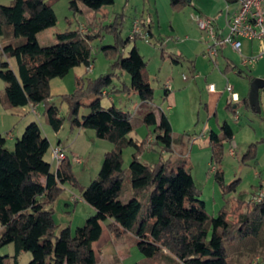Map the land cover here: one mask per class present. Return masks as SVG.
Here are the masks:
<instances>
[{
    "label": "trees",
    "instance_id": "trees-1",
    "mask_svg": "<svg viewBox=\"0 0 264 264\" xmlns=\"http://www.w3.org/2000/svg\"><path fill=\"white\" fill-rule=\"evenodd\" d=\"M114 1L69 0V7L76 14L82 12L80 4L98 11ZM185 2L188 0H170L175 9ZM124 20V14L118 15L108 27L115 41L101 49L114 59L115 68L130 75L127 89L135 91L142 101L143 114L138 121L114 103L108 107L102 103L107 89L114 86L115 73L94 79L77 76L73 91L59 96L61 105L51 100L53 79L65 77L75 67L92 65L91 42L99 36V29L91 27L84 33L80 28L57 31L56 42L42 46L38 34L57 25L51 1L12 0L9 5H0L1 49L5 57L0 61V79L6 84L4 95L0 93V104L14 110L44 103L45 121L54 131L59 132L67 121L71 129H93L97 138L112 144L96 178L83 186L73 174L69 157L56 168L46 159L51 142L38 121L26 125L13 148L7 147V137L0 134V249L14 245V264L25 252L32 253L28 264H98L94 243L103 233V222L112 219L107 228L113 238L133 234L145 256L144 264H230L228 245L238 239L251 240V261L260 257L264 253V197L253 201L242 194L217 216L207 213L202 191L187 168L193 137L175 134L165 110L153 105L154 89L147 77V61L135 44L138 38L122 37ZM148 32L151 38V30ZM132 40L134 44L125 56L124 50ZM11 58L16 60L17 71L11 67ZM173 61L178 63L179 57H173ZM235 69L237 64L228 61L225 71ZM238 73L243 75L244 71L239 69ZM248 77L250 82L255 79ZM125 89L114 88L112 92ZM169 92L166 87L165 99ZM64 103L66 114H61ZM240 105L257 113L248 97L228 104L226 109L235 112ZM142 125L151 128L144 139L138 141L129 136ZM220 128V134L210 131L208 138L214 177L226 194L236 183L226 185L222 169L224 151L233 141L234 131L227 120ZM150 137L154 149L160 148L155 163L141 159L142 152L150 149ZM129 146L137 151L128 167L131 196L125 202L123 149ZM173 152H177V157H173ZM242 160L258 162L255 144L247 148ZM68 182L79 187L82 200L95 210L74 231L70 225L60 228L54 218V206ZM7 257L0 252V264H7Z\"/></svg>",
    "mask_w": 264,
    "mask_h": 264
},
{
    "label": "rangeland",
    "instance_id": "rangeland-1",
    "mask_svg": "<svg viewBox=\"0 0 264 264\" xmlns=\"http://www.w3.org/2000/svg\"><path fill=\"white\" fill-rule=\"evenodd\" d=\"M49 1L54 4L57 25L55 28L47 29L50 31H42L38 36L39 43L42 46L54 44L57 31L63 32L80 28L84 33L91 27L99 29V36L91 42L94 58L91 70L82 65L75 67L74 71L67 76L73 79L75 88L77 76L74 78L73 72H80L81 75L78 74V76L93 79L115 73L114 86L107 89L108 92L104 94L102 103L106 107L114 103L123 110L131 112L136 117L135 121H138V118L143 114V108L139 95L135 91L127 89L131 85V77L127 72L115 68L113 66L114 59L104 53L101 47L114 43L115 35L108 31V27L115 22L118 15H125L121 28L124 39L130 35L131 18L135 15H142L147 23L150 22L153 33L151 40L147 42L143 38H138L135 42L147 61V77L154 89L153 105L165 110L175 134L187 133L193 137L187 152V168L192 174L196 186L202 191L201 199L205 201L207 213L210 216H217L222 208L228 206V203L231 205L232 201L234 202L242 194H245L248 200L255 201L260 189L264 188V89L260 90L261 112L256 113L253 110H248L244 105H240L235 112L227 110L226 99L229 92L225 88L229 85L241 98L246 96L251 85L248 75L264 77V57L250 68L245 69L243 75H239L236 70L225 71L227 58L238 65L242 62V56L237 51L228 48L222 54L220 53L215 62L209 60L205 56L206 53L204 55L207 47L205 44V40L208 39L207 33L198 27L193 16L196 14L213 16L214 14H210L208 10L214 7L218 0H188L177 9L172 7L169 2L170 15L167 7L160 0L164 9V12H160V16L156 12L155 0H115L114 4L104 6L98 11L90 10L83 5L85 11L76 14L69 7V0ZM203 12L204 14H202ZM226 13L227 11L219 20L220 25L225 24ZM133 44L134 40L130 41L129 46L124 50L125 56L128 55ZM253 45L252 52L243 47L245 55L255 56L257 54V42H254ZM177 56L180 58L178 63L173 61V57ZM10 64L17 71L15 58L10 59ZM210 83L216 84L218 91L216 94L208 92L207 87ZM5 86V82L0 79L1 96L4 95ZM166 87L170 88V92L165 99ZM74 88H71L70 91H73ZM114 88L126 89L112 92ZM54 101L56 105H61L59 96L55 97ZM4 107L1 103L0 110H4ZM66 110L67 104L64 103L61 106V114H66ZM35 120L40 123L43 134L49 136L51 142V149L46 159L56 168L51 150L58 139H61L69 148V152L66 153L72 163L73 174L81 185L88 186L96 178L101 168L105 149L112 147V144L97 138L93 129H83L94 134L92 138H89L86 133H82L83 135L74 141V137L81 131L71 129L66 121L60 132L57 133L46 123L42 113L41 117L35 118ZM224 120L231 124L235 132L233 141L226 145L222 162L225 184L229 186L236 182L235 187L229 188L230 190L226 194L214 177L215 166L211 159L209 133H207L213 129L221 133L220 124ZM143 127L148 129V132L151 129L142 125L132 133V136L138 137L136 139L138 141L147 136L141 135ZM4 134L6 135V133ZM151 138H148L147 145L150 150H153L143 151L142 153L146 154L141 159L148 163H155L159 160L160 148L154 149L152 140L150 141ZM10 141H7V147H12ZM252 144L257 147L259 161L257 163L253 160L244 162L243 155ZM234 145L235 154L233 155L230 148ZM136 151V147L133 146L123 149V167L127 175L124 181L125 192L122 197L125 202L131 196L128 167L133 153ZM172 154L174 158L178 155L177 152ZM75 155L81 158L80 163L75 161ZM165 156L168 157L169 153H166ZM64 187L63 193L54 206V218L60 228L72 225L71 229L74 231L78 226L83 225V220L86 221L91 215L90 213L95 210L84 201H79V187H73L69 182L65 183ZM64 199L69 202V207L65 205ZM1 227L0 224V229ZM262 235H264V231ZM250 241V239L245 241L238 239L228 245L230 264H264V253L251 261ZM94 249L98 264H144L143 262L146 260L139 250L133 234L125 233L114 239L106 226L100 239L94 243ZM0 252L2 255H9L6 259L7 264H14L13 244L1 248ZM31 259L32 253L25 252L20 256L18 264H28Z\"/></svg>",
    "mask_w": 264,
    "mask_h": 264
},
{
    "label": "built area",
    "instance_id": "built-area-1",
    "mask_svg": "<svg viewBox=\"0 0 264 264\" xmlns=\"http://www.w3.org/2000/svg\"><path fill=\"white\" fill-rule=\"evenodd\" d=\"M226 1V22L225 29L219 25L220 15L205 16L196 14L193 19L198 27L207 33L209 43L207 45L206 56L209 60L214 61L221 53L224 45H230L234 51L242 56V64L245 67L254 65L259 59L264 57V0H225ZM130 37L143 38L147 42L150 41L149 33L142 28L141 22L136 20L131 30ZM243 40L249 42H257L259 44L258 52L255 56H248L243 53ZM92 65L88 67L91 70ZM169 88V87H168ZM209 92H215L216 86L210 83L207 87ZM226 90L230 93L229 103L239 100L238 94L233 91L231 86H227ZM35 111V110H34ZM36 113V111H35ZM152 138L150 139V141ZM231 154H235V145L230 148ZM53 161L56 166L68 157L66 150L62 146H54L51 150ZM75 161L81 162V158L75 155ZM264 188L255 197V201L263 198Z\"/></svg>",
    "mask_w": 264,
    "mask_h": 264
},
{
    "label": "crops",
    "instance_id": "crops-1",
    "mask_svg": "<svg viewBox=\"0 0 264 264\" xmlns=\"http://www.w3.org/2000/svg\"><path fill=\"white\" fill-rule=\"evenodd\" d=\"M11 1L12 0H0V5H9L10 3H11ZM162 2H163V4L167 7V9H168V13H169V15H170V11H171V9L169 10V8H168V5H169V2H170V0H162ZM163 4L160 2V0H155V5H156V12H157V15H159L160 16V12H164V9H163ZM80 7H81V10H82V12H84L85 11V9L83 8V5L82 4H80ZM225 11H227V8H226V1L225 0H218V2H216V5L214 6V7H212L211 9H209L208 10V12L210 13V14H214V15H216V14H218V15H220V17H219V20L224 16L223 14H224V12ZM202 14H204V12L202 13ZM171 19H172V17H173V13L171 14ZM136 20H139L140 22H141V25H142V28L144 29V30H146L147 32L149 31V30H151V32H152V29H151V23L150 22H146L144 19H143V16L142 15H135L134 17H132L131 18V25H130V30H132V28H133V26H134V23L136 22ZM219 22V21H218ZM219 25H220V23H219ZM221 27H225V24L224 25H220ZM224 30L226 31V29L224 28ZM46 31H50V30H46ZM41 33V32H40ZM39 33V34H40ZM149 33V32H148ZM39 34H38V36H39ZM130 34H131V31H130ZM152 35H153V33H151ZM151 35V36H152ZM37 36V37H38ZM50 37V36H49ZM129 37H130V35H129ZM51 40V39H50ZM151 40V39H150ZM209 41V39H206L205 40V44H206V46L208 45V42ZM2 44H3V41H2V38H0V61L1 60H4L5 59V57H4V54L2 53V49H1V47H2ZM135 44H136V42H135ZM254 42H249L248 40H243V47L244 48H246L247 50H250L251 52L254 50ZM258 44V43H257ZM232 49L231 48V46L230 45H224L223 47H222V49H221V54L226 50V49ZM138 49H139V47H138ZM258 49H259V44H258ZM206 50H207V47H206V49H205V51H204V55H205V53H206ZM233 50V49H232ZM243 53H244V49H243ZM206 56V55H205ZM179 60H180V58H179ZM10 61V60H9ZM229 60H228V58L226 59V65H227V62H228ZM232 63H234V62H232ZM234 64H236V63H234ZM237 66H238V69H235L236 71H237V73H238V71H239V69H241V70H243V71H245V69H247V68H250V67H245L243 64H242V62L238 65L237 64ZM226 67V66H225ZM74 69V68H73ZM71 70L67 75H69L70 73H72V71H74V70ZM74 73V78L76 77V76H78V74H80L81 75V73L80 72H73ZM239 74V73H238ZM242 74H244V73H242ZM65 76V77H63V78H55V79H53L52 81H51V94H52V98H51V100H55V97H57V96H60V95H62V94H67V93H70L71 91V88H74V85H73V79L72 78H68V76ZM240 75V74H239ZM198 76V75H197ZM257 77H262V76H257ZM256 78V77H255ZM262 78H264V77H262ZM215 84V83H214ZM73 85V86H72ZM215 86H216V84H215ZM73 90V89H72ZM225 90H226V88H225ZM227 91V90H226ZM209 92V91H208ZM218 91H217V89H216V91L215 92H209V93H211V94H216ZM249 92H250V90H249ZM249 92L246 94V96H244L243 98H245V97H248L249 96ZM236 93V92H235ZM238 94V93H237ZM110 96V95H109ZM112 98V97H111ZM230 98V93H229V96L227 97V99H226V105H228V104H230L229 102H228V99ZM238 98H239V100H242L243 98H241L240 96H239V94H238ZM112 101L114 100V99H111ZM238 100V101H239ZM238 101H236V102H238ZM236 102H233L232 104H234V103H236ZM227 107V106H226ZM236 107V106H235ZM238 108V107H237ZM36 111V113H35V111ZM44 110H45V104L44 103H39V104H36V105H27V106H25V107H21V108H18V109H8V108H5L4 107V110L2 109V110H0V134H2V135H4V136H6L7 137V141L8 140H11L10 142H12L11 144H12V147H10L9 146V148H13V146H14V142H15V140H16V138L17 137H20L22 134H23V132H24V130H25V128H26V125L28 124V123H30L31 121H34L35 120V118H40L41 117V113L43 114V117H44ZM35 117V118H34ZM45 118V117H44ZM144 128V127H143ZM213 129V128H212ZM79 131H81V132H79L78 133V135L77 136H75L74 137V141H76L77 139H79L80 137H81V135H83L82 133H86L87 134V136L89 137V138H92L93 136H94V134H92V133H90V132H87L86 130H83V129H78ZM210 131H214V132H216V133H218V131L216 130V129H213V130H210ZM209 131V132H210ZM234 131V130H233ZM60 132V131H59ZM59 132H57V133H59ZM209 132H207V133H209ZM4 133H6V135L4 134ZM149 133H148V129H146V128H144V129H142V132H141V135L142 136H144V135H148ZM218 134H220V133H218ZM234 134H235V132H234ZM130 137H132V138H134V139H138V137L137 136H132V133L129 135ZM47 138H49V136H46ZM54 146H62L65 150H66V152L68 153L69 152V148H67V145H66V143H63L62 142V140L61 139H58V141H57V143L56 144H54L52 147H54ZM111 148V147H110ZM110 148L108 147L107 149H105V153L108 151V150H110ZM153 149H148L147 151H152ZM145 154L146 153H142L141 154V157H145ZM258 161H259V158H258ZM53 168H55V165L53 164ZM76 198H77V196H75ZM76 198H74V199H76ZM79 199V198H78ZM65 200V199H64ZM61 201H63V200H61ZM75 201H77V199L75 200ZM79 201H83L82 200V198L80 197V200ZM65 205L66 206H70V204H69V202L67 201V200H65ZM75 209H76V207H75ZM68 212H70L69 210H68ZM95 212L93 211L92 213H90L91 215H93ZM90 216V215H89ZM113 220L112 219H109V220H106V221H104L103 222V230H104V228H105V226L107 227V225L110 223V222H112ZM83 222H85L84 220H83ZM81 226V225H80ZM71 227H72V225H71ZM97 257V256H96Z\"/></svg>",
    "mask_w": 264,
    "mask_h": 264
},
{
    "label": "water",
    "instance_id": "water-1",
    "mask_svg": "<svg viewBox=\"0 0 264 264\" xmlns=\"http://www.w3.org/2000/svg\"><path fill=\"white\" fill-rule=\"evenodd\" d=\"M264 89V78L256 77L250 85V92H249V104L252 109L256 110L257 113L261 112L260 106V90Z\"/></svg>",
    "mask_w": 264,
    "mask_h": 264
}]
</instances>
